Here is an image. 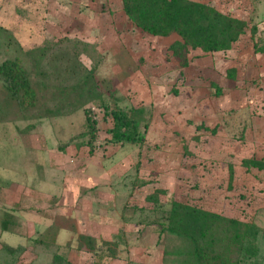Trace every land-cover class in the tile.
Segmentation results:
<instances>
[{
	"label": "rangeland",
	"instance_id": "rangeland-1",
	"mask_svg": "<svg viewBox=\"0 0 264 264\" xmlns=\"http://www.w3.org/2000/svg\"><path fill=\"white\" fill-rule=\"evenodd\" d=\"M239 1H234V4L242 8ZM84 10L91 12L92 17L77 19V13ZM241 20L246 22L245 30L234 41L238 44L233 42L231 46L239 45L238 51L250 57L252 49L255 53L260 52L264 43L263 34H259V26L251 18ZM83 23L86 28L81 26ZM94 27H97V32L93 31ZM0 28L9 29L25 50L63 36L78 37L86 42L91 37L94 43H89L94 44L100 54L91 56L93 51L88 47L90 58L85 54L80 57L88 68L93 66L91 59L98 64L94 74L101 96L86 105L89 115L96 120L95 131L87 130L85 116L80 117L76 125L79 113L73 116L76 124L66 126L63 131L66 117L62 119L63 114L52 113L64 95L59 94L61 88L66 87L65 94L78 100V95L67 88L78 78L59 77L54 67L46 80L49 87L42 89L33 75L31 83L37 92V99L34 107H25L9 94L0 76V175L8 171L3 167L8 164L4 153L10 150V143H15L11 146L15 149L19 145L28 154L27 159L32 160L29 155H32V148H37L34 140L41 137L33 133V121L36 125L42 123L45 137L59 141L71 136V129L77 126V133L72 137L86 140L80 157L84 158L85 165L91 164L90 169L98 161L93 158V149L88 151L89 140L93 141L92 147H96L95 156L112 157V163L118 164L111 170L135 173L133 185L132 178L127 180L126 187L129 189L131 185L133 188L120 216L122 214L124 220L131 221L128 224L134 223L131 229L138 235L137 239L124 243L98 242V253H109L110 258L104 259L105 255L99 254L92 258L88 251L79 256L67 251L70 259L76 264H194L188 240L167 231L161 237L158 235L166 227L170 202L178 201L236 222L234 228L231 223L223 222V226L210 230L201 240L203 249L208 250L207 259L212 264H217L218 253H224L231 264H264V227L257 221L262 212L259 210L264 211V199L258 200L260 194L249 190L245 178L239 179V189L234 192L233 185H228L222 170L223 163L233 164L224 158L228 153H223L222 143H227L225 151L230 152L234 149L230 142L238 138L231 137L232 130L228 127L232 119L236 120L233 109L223 106L231 101L226 98L224 101L221 93L229 85L233 92L240 88L247 95H253L250 90L254 80L246 68L239 69L240 82L236 83L235 67L229 68L235 72L225 70L226 63L213 54L200 51H191L188 66L180 67L168 50L177 36H154L135 28L127 19L121 0H87L86 4L80 0H0ZM6 35L0 30V63L8 53L9 56L20 54L19 49L14 51L11 47L3 50ZM28 69L31 71L30 67ZM63 78H67L65 83H62ZM114 112H125L137 120L136 141H116L113 138L109 130L116 123ZM223 122L226 124L224 130ZM51 123L58 124L54 130ZM246 151L243 150L244 153ZM118 154L121 158L113 159ZM246 160L253 158H243V165ZM223 194L230 200L229 210L222 204ZM151 197L157 198L151 200ZM107 217L114 219V211L113 216ZM141 223L147 227L142 228ZM239 232L243 237L241 240ZM144 233L149 235L143 240L138 239ZM63 259L64 264H73Z\"/></svg>",
	"mask_w": 264,
	"mask_h": 264
},
{
	"label": "crops",
	"instance_id": "crops-1",
	"mask_svg": "<svg viewBox=\"0 0 264 264\" xmlns=\"http://www.w3.org/2000/svg\"><path fill=\"white\" fill-rule=\"evenodd\" d=\"M80 1L86 4L87 0ZM194 1L208 3L219 11L230 13L240 19L251 18L258 24L259 34H263L264 41V0H240L239 4L243 5L242 8L235 6L234 1L237 0ZM90 13L84 10L78 12L76 16L77 19H85L92 17ZM84 25L81 24L83 27ZM94 28L93 31L97 32V27ZM176 38L178 39V36ZM88 41L94 43L91 37ZM238 48L239 45H232L229 49L208 53L200 49L191 51L213 54L222 63H226L225 70L235 72L234 69H229L235 67L236 83L240 82L238 72L241 67L252 74L254 85L250 92L253 95H247L246 91L240 88L233 92L229 85L223 88L221 93L224 101L225 98L231 101L227 103L231 104L229 107L224 101L222 104L224 108L233 109L232 113L236 120L232 119L228 127L232 130L231 137L238 138L237 141L230 142L229 145L234 147L230 152L225 151L227 143H222L223 153H228L224 158L233 162L231 166L223 163L222 170L228 179V185H233L234 192L239 189V179L245 178L249 190L258 192L260 194L258 200H260L264 199V50L255 53L252 49V56L248 57L247 53L239 52ZM249 98H252V101ZM77 113L79 115L76 124L73 116ZM83 114L84 111L80 108L63 114L62 119L66 117L63 131L66 126L71 127L73 124L78 126L80 117L85 116ZM223 118L226 123L225 112ZM224 122L221 124L223 130L226 129ZM31 124H34L35 128L33 133L41 135L34 140L37 148H32V155H29L32 160L27 159L28 154L21 150L19 145L16 149L12 148L15 143H10V150L4 153L9 166H4L3 170L8 171L0 175V264H64L63 258L76 264L66 252L76 253L77 256L87 253V250L79 246L81 235L92 237L95 241L94 246H96L93 247L92 252L88 251L92 258L96 257V254L105 255L104 259L110 258L109 253H98V242L106 240L124 243L126 240H136L138 235L131 229L134 223L128 224L131 221L124 220L122 214L120 216L133 188L130 185L128 189L126 185L130 178L133 185L134 171L111 170L117 163H112V157L95 156V146L92 155L98 164L90 169L91 164L85 165L84 158L80 157L82 148L86 147V140L73 138L77 133L76 125V128L71 129L69 133L71 136L68 135L66 139L59 141L57 138L49 139L48 136H44L46 134L43 132L42 123L36 125L33 121ZM50 125L54 130V126L58 124ZM5 144L8 148V144ZM244 149L247 150L245 153ZM88 151L90 152L89 148ZM245 157L253 158L259 165L244 166L242 159ZM119 158L121 157L118 154V157L113 159L119 160ZM224 196L223 194L222 204L229 210L230 200ZM113 211L114 219L111 220L107 216H113ZM259 212L261 213L257 221L264 227V211L262 209ZM141 227L146 228L147 225L141 223ZM148 235V233L141 234V238L138 239L143 240ZM121 252L122 250L119 253ZM55 256L61 261L54 262Z\"/></svg>",
	"mask_w": 264,
	"mask_h": 264
},
{
	"label": "trees",
	"instance_id": "trees-1",
	"mask_svg": "<svg viewBox=\"0 0 264 264\" xmlns=\"http://www.w3.org/2000/svg\"><path fill=\"white\" fill-rule=\"evenodd\" d=\"M121 2L127 19L140 31L154 36L167 37L172 34L178 36V39L168 46V50L180 67L188 66L191 50L200 49L204 53H208L229 49L246 27L244 20L224 14L208 3L194 0H121ZM0 30L7 33L2 43L3 50L7 51L11 47L14 51L19 49L20 52L16 55L11 54L12 56H9L10 53H8V56L0 63L2 83L9 94L23 106L34 107L37 92L32 86L31 77L34 75V78L41 83L42 89H47L49 86L46 80L51 76V71L55 67L57 68L55 72L59 77L63 75L69 78H78L74 84L67 87L73 91L72 93L78 95V100L65 94L67 93L66 87L61 88L59 94L64 95L59 100V106L52 113L59 115L79 108L83 109L87 130L95 131L96 120L89 115L86 105L101 96L99 82L94 74V69L98 64L91 59L93 66L88 68L80 60L83 54L90 58L88 47L93 51L91 56L94 54L100 56L94 44L78 37L63 36L50 42L45 41L41 46L25 50L12 36L9 29L0 28ZM262 50H264V43L259 51ZM28 67L31 68V71ZM61 80H63L62 83H65L67 78ZM113 118L116 123L109 132L116 141L134 142L137 140V120L125 112H114ZM128 126H131V129H128ZM87 144L91 151L93 141L89 140ZM243 162L246 167L259 165L254 160ZM153 197L150 199L157 198ZM223 222L231 223L233 228L236 225V222L227 220L217 213L182 202L171 201L166 227L158 235L161 237L162 233L167 231L188 240L191 243L194 264H206L211 261L207 259L208 250L203 249L201 240L206 238L210 230L223 226ZM239 238V240L243 239L240 232ZM79 240V246L92 252L95 243L92 237L81 235ZM216 258L217 264H220L219 261L223 262L222 264H231V260L224 253L216 254ZM53 261L61 260L55 256ZM232 264L234 263L232 262Z\"/></svg>",
	"mask_w": 264,
	"mask_h": 264
}]
</instances>
